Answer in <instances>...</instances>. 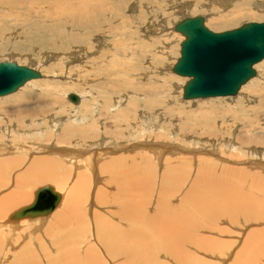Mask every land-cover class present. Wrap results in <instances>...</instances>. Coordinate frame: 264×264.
<instances>
[{
    "label": "rangeland",
    "instance_id": "rangeland-1",
    "mask_svg": "<svg viewBox=\"0 0 264 264\" xmlns=\"http://www.w3.org/2000/svg\"><path fill=\"white\" fill-rule=\"evenodd\" d=\"M13 1L16 4L17 0ZM120 1L110 0L106 13H98V22L93 23L89 28L86 26L84 28L89 30L96 27V25L99 27L100 23L104 21L119 29V33L115 37L96 33L94 30L89 31V34H87L88 32L83 33L82 29L72 26L71 23L63 25L65 20L58 22L59 18L54 11L49 15L47 13L51 0L40 2L45 3L47 6L41 4L42 8L39 9L32 5H21L17 9L0 7V62L16 61L19 64L39 69L44 73V77L52 80L48 84H54L55 89L52 90L51 96H48L56 98L58 95L63 94L65 100L64 104H62L64 111L60 115L63 117L59 124L60 128L57 124L58 128L55 131L51 128L48 130L50 144L44 141L43 138L41 141L39 137L30 135L36 129L44 131L47 128L45 126L22 127L24 134L8 133L14 137L16 135H24L19 140L18 145L13 142L5 143L0 136V144L4 148L9 150L24 148L16 152L15 155L17 156L14 154L9 155L11 158H15L11 162L12 164H17L15 160L22 161L21 167H18V170L14 172V176L20 175L26 170L33 156H41L40 153L36 154V151H33L38 144L44 143L55 147L56 141H52L54 134L57 137L59 136V140L70 136L65 135L64 127L72 124L74 120L72 117H84L82 114H85V111L92 106L89 93H91L90 96L92 98L97 95V105L102 113L100 118L103 119L99 121L100 124L96 123L97 126L93 125L100 130V135L102 136L100 138V147L92 148L90 145H85L83 147L84 150L82 149L84 154L81 153V155L87 157L86 160L80 159L79 162L78 160H72L70 162L72 165L70 163L65 164L66 167L74 168H71L72 174L69 176L70 179H67L66 185L60 186L57 182L48 180L33 186L34 190H36L40 186L49 184L58 192H62L61 194L64 195L63 197L66 201L72 190L71 187L78 186L76 182L79 180V174L87 176L98 171V179H100L96 183L94 180L91 185L88 202H85V205L88 206L87 209L90 211H87L86 218L82 216V222L79 223V225L83 224L82 227L84 229L80 231L78 223L75 222L68 224L75 229L72 231H79L78 239L72 235L71 231L64 228L60 229L59 226L61 224L55 223V217L64 208L65 201L62 207L58 206L55 210L56 212L54 211L51 216L47 217L28 218L23 219L24 221L21 219L15 222L8 221L7 216L9 214L6 218L0 216V221L2 222H0V264H76L74 260L78 261L77 258L80 259L81 263H84L86 255L84 258L83 253L84 251L89 252L90 249L86 248L91 245L98 250V252L94 253L96 259L93 264H264V149L262 150L264 145L260 147L261 152L258 150L254 151L255 147L248 140V132H250L248 130L251 126L254 128H258V125L264 127V64H262L264 60L258 63V66H255L257 75L252 81L250 80L246 83L236 96L185 100L183 91L189 78L180 76L172 71L173 66L180 57L181 43L184 40V36L174 30L176 23L188 16L202 15L205 17L208 27L214 31L222 32L240 27L244 23L252 21L262 22L264 21V0H140L139 4L138 0ZM201 1L205 8H201ZM145 4L150 5L147 7ZM151 4L154 10L152 8L149 10ZM218 4L221 7L225 6L224 8L228 7V14L226 13L228 16L225 18L226 23L221 20L215 21L212 18V13L220 11ZM109 6L114 7L118 11L114 13L118 14V16L110 12ZM208 7L211 9L208 10ZM243 9V15L236 20L229 19L231 18L229 17L230 14L238 13L240 10L243 11ZM118 18H121L122 22L116 21ZM123 21H125V25H123ZM31 25L33 28L29 27ZM54 25L57 31L53 28ZM61 29L73 35L80 34L82 39L79 41L81 43L70 44L67 38L59 35ZM44 38L46 39L44 40ZM117 41H119L118 44L121 42L118 45V47H121L120 50H116L113 46L114 42L116 43ZM88 44L91 45V49H87ZM75 54L79 60L76 59ZM113 58L119 61L126 60L125 62L123 61L126 64H122L124 67L122 73L126 75L119 78L118 81L117 79L113 80L114 78H106L110 74V71L106 72V67L109 68L108 63ZM50 59L54 61H49ZM131 63L133 64L130 65ZM127 65H129V69ZM123 67H120V69ZM117 68L116 70H119ZM132 70L136 71H134L135 75ZM54 72H58L59 75L53 77L52 75H55ZM65 72H70L72 76L68 78L67 76L69 75ZM37 80L40 81L41 79ZM109 81L119 83L118 85L121 86L116 91L112 88L108 89L107 83ZM27 84L23 86L26 88L21 87L16 93H21L22 89H28ZM72 84L75 85L71 87ZM249 85L257 89V91L250 94L248 91ZM44 88L46 91L50 89L49 87ZM32 89L34 91V87H30L29 91H23L33 94V91L30 92ZM258 90L260 94L255 95ZM66 91L77 93L84 100L83 102L80 101L79 109L76 110V106L79 104H74L66 97ZM112 92L115 95L111 96ZM28 93L27 95H29ZM126 96V101L119 105L118 110L124 109L125 113L122 111L117 113V110H112L114 115L112 116L110 107H107L109 105L108 102L111 100L114 105L118 99L125 100ZM107 98L111 99L107 101ZM212 98H219L217 99L218 102L211 103L207 101L208 99L215 100ZM46 100L48 101V97ZM3 104V102H0V106ZM33 106H36V104ZM103 106L105 107L103 108ZM0 115L9 116L10 112L0 107ZM249 115L251 117H247ZM239 118L251 120V125L247 126L240 123L237 121ZM13 119H15V116ZM104 119H106V125L103 124ZM235 121V130L241 131L239 136H237L238 132H233L232 123ZM15 123H20V121ZM107 129H111L112 132ZM0 130L5 131L4 125L0 124ZM77 131L71 133L73 137H79L83 134L89 135L91 134L90 132L98 133L94 129ZM5 133L7 132L5 131ZM59 133H64L61 139ZM233 133H235V136L230 137L229 135ZM225 137H228L226 139L230 143L221 142ZM31 141L36 146H32L29 143ZM79 142L83 145V142L79 139L76 141L78 146H80ZM125 146H129V148H126L127 151ZM20 151H25L27 154H23ZM132 152L140 155L141 157L139 158L142 162H148V165L145 164L147 167L145 168L146 170L150 169L149 176L151 175L152 179L149 176L144 177L141 179V184L138 172L132 170V175L129 176V179L135 190L140 185L144 191L149 192L144 194L143 190H140L141 188L139 189L140 192H138L140 202L143 203V201L148 199L149 205L147 206L149 207L142 206L140 208L141 213L137 212L140 215H136L133 219L128 218L125 227L132 229L142 228L143 230L144 225L147 224L144 217L146 212L154 213V218H157L160 212L157 209L160 210L161 205L166 201L169 205L170 203L173 204L170 209L174 211L163 214L162 216L167 215L168 219L166 222H161L163 219L159 220V226L158 224L156 225L158 221L155 219V225L152 224L153 228L147 229L145 227L144 234L146 238L144 244L131 243L128 239L119 240L118 242L111 241L115 245V255L111 256L112 253L104 248L103 244L101 245L102 242L99 239V235L105 242L110 239L114 232L115 235L113 237H115L117 231L114 225L119 224L120 221H118L116 214L114 215L113 206H116L117 203L114 201L115 198L112 197H115L113 193L115 189L109 187V184L104 181L110 175L102 172V166L107 163L105 159L109 160L113 155L118 156L127 153L130 155ZM1 153L0 159H2ZM94 153L96 154L93 157L92 154ZM31 154L32 156H30ZM105 155L107 157H104ZM180 158H185L187 162L175 169ZM99 159H101L102 163ZM174 169L176 170V176L173 173ZM83 180L84 178H81L80 182L78 181L79 187L85 183ZM145 180H148L149 183L147 182V184ZM15 185L16 179L12 180V183L7 186H9L10 190H13ZM165 186L168 187L164 189ZM227 187L229 190V187H231L232 192H229L226 189ZM6 190H0V196L8 192ZM84 190V198H87L88 189ZM224 190L228 193H224ZM100 191L104 193H100ZM190 191L202 192L209 197L218 196L215 194L219 192L220 194L217 203L213 200L209 204L202 201L205 197L200 196V200L196 197L194 202L191 203L193 205L178 204L180 200L188 196L191 199L196 196L193 193L191 194ZM110 193H113L110 195L112 197H108ZM232 193L242 194V201L238 202L239 199L235 200L237 203L233 201L230 197ZM100 195L104 197L101 202L100 199L102 197ZM228 198H231L232 201ZM244 198L247 200L245 201ZM255 199H259L258 205L251 202L255 201ZM262 201L263 203H261ZM30 203L24 202V204ZM186 208H189V214L184 213ZM16 209H12L9 213L11 214ZM167 209L169 210V207ZM94 213L99 214V216L102 214L108 219L102 222L104 227L107 223L108 235H105L103 230L100 232L98 227L96 228V225H93L92 215L94 216ZM191 215H193L191 220L187 222V218ZM4 221L12 225L8 224L9 226L4 227L2 225ZM89 223L91 226L87 225ZM164 225L166 227H163ZM172 225L175 227L170 228ZM11 226H13V229ZM93 237H96V239H93ZM201 239H203V242ZM250 240L253 241L250 242ZM126 242L130 243V245L126 246ZM133 244L140 247L136 248ZM125 247H128V249H125ZM74 251L76 252L72 255L71 253ZM122 253L128 255L125 258L117 257V255ZM248 255L251 258L249 257L248 259ZM71 257L76 259H70ZM245 258L247 260H244ZM240 259L243 260V263H241Z\"/></svg>",
    "mask_w": 264,
    "mask_h": 264
},
{
    "label": "bare ground",
    "instance_id": "bare-ground-1",
    "mask_svg": "<svg viewBox=\"0 0 264 264\" xmlns=\"http://www.w3.org/2000/svg\"><path fill=\"white\" fill-rule=\"evenodd\" d=\"M46 0H32V1H29V0H17L16 4H14V1L13 0H0V7L1 8H4V9H10V8H14V9H17L19 8L21 5L24 6V5H32L34 6L36 9H39V8H42V5L41 4H45V3H40V2H44ZM110 0H51V4L50 6L48 7V15L53 11L54 13L56 14V16L59 18L58 19V22H60L61 20H65V22L63 21V25H68V24H72V26H76L80 29H82V32L83 33H87L89 34V31L91 30H94L96 31V33H102L106 36H109V35H113V37L117 36L118 33H119V29L116 28V27H113L111 26L110 24H108L107 22H104L102 21L100 24L99 27H94L92 29H89V30H85V26L86 27H90L91 25H93V23H97L98 19H99V16H98V13H106L107 11V5H108V2ZM114 1V0H113ZM117 2H121L120 0H115ZM139 1L138 0V4H139ZM221 1V0H220ZM217 2V1H216ZM31 3V4H30ZM110 3V2H109ZM201 4V8L204 7L205 8V5L202 3V1L200 2ZM223 3V2H222ZM121 5V3H119ZM224 4V3H223ZM228 4V3H227ZM142 5V4H141ZM147 7L148 5L150 4H145ZM230 5V4H228ZM45 6H47L45 4ZM122 6V5H121ZM140 6V5H139ZM207 7V6H206ZM213 7V6H212ZM218 7L220 9V11H218V13H212V18L213 20H221L223 22H225V18H227L228 15H226V13L228 14V7L227 8H224V7H221L219 4H218ZM110 8V12H112L113 14L114 13H117L118 11L116 9H114V7H108ZM121 8V7H120ZM124 8V7H123ZM151 10H154L152 4L151 6L149 7ZM208 10L211 9L210 7L207 8ZM11 11H13V9H11ZM17 11V10H16ZM30 11V10H29ZM20 12V11H19ZM244 13V9L243 11L240 10L238 13H233V14H230L229 18L230 20H236L238 17H240L241 15H243ZM251 13V12H250ZM5 14V13H4ZM97 14V15H96ZM112 14V15H113ZM116 16H118V14H114ZM145 15V14H144ZM17 16V15H16ZM66 17V18H65ZM114 17V16H113ZM189 17V16H188ZM191 17V16H190ZM186 18V17H185ZM47 20H50V19H47ZM136 20V19H135ZM229 20V21H230ZM106 21V20H105ZM116 21H121V18H118ZM137 21V20H136ZM218 21V22H219ZM23 22V21H22ZM180 22V21H179ZM178 22V23H179ZM228 22V21H227ZM252 22H258V21H252ZM264 22V21H262ZM104 23V25H103ZM176 23L175 26H174V30L176 25L178 24ZM226 23V22H225ZM250 23V22H248ZM260 23V22H259ZM103 25V26H102ZM110 25V26H108ZM123 25H125V21H123ZM163 25V24H162ZM242 26V25H241ZM30 28H33L32 25L29 26ZM124 27V26H123ZM122 27V28H123ZM163 27V26H162ZM53 28L57 31L55 25L53 26ZM210 28V27H209ZM239 28V27H237ZM125 29V28H124ZM211 29V28H210ZM235 29V28H234ZM26 30V29H24ZM231 30V29H230ZM73 31V30H72ZM123 31V29H122ZM226 31V30H225ZM178 32V31H177ZM217 32V31H216ZM223 32V31H222ZM86 34V35H87ZM60 36H63L64 38H67L69 40V43L71 44H76V43H81V40L82 37L79 35H73L72 33L70 32H66L64 31L63 29L60 30V33H59ZM85 35V36H86ZM38 36V35H37ZM46 38H44L45 40ZM51 40V39H50ZM48 41V40H47ZM56 41V40H55ZM119 41H117L116 43L114 42V48L117 50H120L121 47H118V45L121 43L118 44ZM49 43V42H48ZM44 44V43H43ZM49 45V44H48ZM51 45V44H50ZM87 49H91V45L88 44L87 45ZM76 55V54H75ZM76 59L79 60L78 56L76 55ZM53 59H50L49 61H52ZM54 61V60H53ZM76 61V60H75ZM126 60H121L119 61L118 59L116 58H113L108 64H109V68L106 67V72L110 71L109 75L106 77L107 79L110 78V79H118L125 76L126 74H123L122 71L124 70V67L122 66V64ZM128 62V61H127ZM131 62V61H130ZM126 64V63H124ZM133 63H131L130 65H132ZM264 64V63H262ZM126 66V65H125ZM258 66V65H257ZM119 68V70H116V68ZM120 67H123L120 69ZM129 67V65H127V68ZM174 67V66H173ZM117 68V69H118ZM126 68V67H125ZM129 69V68H128ZM140 69V68H139ZM102 70V69H101ZM137 70V69H136ZM56 71V70H55ZM58 71V70H57ZM128 71V70H127ZM130 71V70H129ZM133 71V74H134V71L135 70H132ZM173 71V70H172ZM51 72V71H49ZM53 72V71H52ZM136 72V71H135ZM67 75L68 78L72 75H70V72H65ZM128 73H131V72H128ZM44 74V73H43ZM53 74V73H52ZM55 75H52L53 77H57V75H59L58 72H54ZM132 74V73H131ZM135 75V74H134ZM45 76V75H44ZM48 76V75H47ZM51 76V77H52ZM184 77V76H183ZM188 78V77H187ZM171 79V78H170ZM253 79V78H252ZM251 79V81H252ZM34 81L30 80L28 81L26 84H27V88L29 89L30 87H34V91L33 89L30 90L33 91L34 93L31 94V93H28V92H25L23 90H28V89H22L20 92L21 93H16L14 95H11L9 97H3V98H0V102H3L4 104L2 106H0L1 108L3 107V109H6L7 112H10V115L9 116H2L0 115V121L2 125H4L5 127V131L7 133H5L4 130H0V136L1 138L5 141V143H11L13 142L15 145H18L19 144V140L24 136V135H16L15 137L8 134V133H19V134H24V131L21 129L22 127H33L35 125H37L38 127H47L44 131H41L39 129H36L34 132H31L30 135L31 136H37L39 137V139L42 141V138L44 141L46 142H49V134H48V130L51 128V129H54V131L59 127L60 128V123L61 121L63 120L60 115L63 114V111H64V108H62V104H64V97H63V94H60L58 95L56 98H51L49 96H51L50 94L52 93V90L55 89L54 88V84H48L49 82H52L51 79H48L46 77H43L40 81H38L37 79H33ZM32 81V82H31ZM111 81V80H110ZM107 83V86L108 89L109 88H112L114 91L118 90L119 87L121 85H118L119 83H115V82H110ZM35 82V83H34ZM249 82V81H248ZM247 82V83H248ZM254 83V82H253ZM75 84H72L71 87H73ZM114 85V86H112ZM245 85V84H244ZM243 85V86H244ZM106 86V88H107ZM242 86V87H243ZM44 87H49L50 89L46 91V89ZM241 87V88H242ZM23 88H26V87H23ZM247 88V87H246ZM65 90V89H64ZM171 90V89H170ZM246 90V89H245ZM29 91V90H28ZM46 91V92H45ZM109 91V90H108ZM113 91V92H114ZM248 91L250 92V94L254 93L255 91H257V89L253 88L252 86L249 85L248 87ZM111 93V96L115 95V93ZM141 92V91H140ZM27 93L29 95H27ZM74 93V92H73ZM107 93V91H106ZM110 93V91H109ZM184 93V91H183ZM13 94V93H12ZM69 92L66 91L65 95H67L66 97H68L69 99ZM77 94V93H76ZM91 93H89V97H90V100L92 102V106L85 111V114H82V116H84L83 118H76V117H72L74 120L72 121V124L68 125L67 127H64V131L66 132L65 135L68 136L70 135L69 137H66V138H62V133H59L60 135V139L62 138V140H59V136L57 137L56 134H54L52 136V141H56V145L54 147V145L51 147L49 146L48 144H38L34 149L33 151H36V154H41V156H38L35 157L32 159L31 158V163L29 166L26 167V170L23 171L22 173H20V175H17V176H14V172L16 170H18V167H21L22 165V161L21 160H15L17 162V164H12L11 162L13 161V159L15 158H11L9 155H12V154H16V152H18V150H22L24 148H16V149H13V150H9V149H6L4 148L1 144H0V152H2L1 154V158L0 159V190L1 191H5L9 186H7L8 184L10 185V183H12V180H15L16 179V185H15V189L13 190H10V188H8V192H6L5 194L1 195L0 196V216L5 217L6 216L8 217V221H15V222H18V220L20 221L21 219H28V218H37V217H47V216H51L52 213H54V211L56 210V208H58V206H63V202L65 201V198L63 197L64 195H62V198L59 202V204L57 205V207H55L54 210H52L51 212H49V214L47 215H42V216H36V217H22V218H16V219H10V216L16 212L17 210H19L20 208H22L23 206H27L29 204H24V202H33L34 199H35V196H36V190L39 188H37L36 190H34L33 186H35L37 183H41L43 181H48V180H53L55 182H57L60 186H63V185H66L67 184V179H70V174H72V167H66V163H70L72 162V160H79L83 159L86 160L87 157H84L83 155H81V153H83L84 151V146L86 145H90L92 146V148H97L98 146L100 147L101 145V140L100 138L102 137L100 134V130H98V128L96 127V123L97 124H100V120L102 118V113L100 112L99 108H98V100L96 101L97 98V95H95V97H91L90 96ZM95 94V93H94ZM117 94V93H116ZM121 94V93H120ZM137 94V93H136ZM140 94V93H139ZM260 94L259 90L258 92L255 94V95H258ZM49 95V96H48ZM168 95V94H167ZM8 96V95H6ZM88 96V95H87ZM118 96V95H117ZM142 96V95H141ZM236 96V95H235ZM254 96V95H253ZM48 97V101L46 100ZM60 97V98H58ZM120 98V97H119ZM126 98L127 96L125 97V100H117V102L113 105V101L111 103V98H107L106 100H110V102H108V106L107 107H110V110H111V114L112 116L113 115V112L112 110H119V105L122 103V102H125L126 101ZM51 99V100H50ZM80 97V101L83 102L84 100ZM117 99V98H116ZM212 99H215V100H211V99H208L207 101L208 102H211V103H216L218 102L217 99L219 98H212ZM222 99V98H220ZM46 100V102L44 104L43 101ZM186 100V99H185ZM80 101L78 103H74V104H79ZM96 101V102H95ZM34 104H36V106H33ZM81 104V103H80ZM80 104L76 106V110L80 108ZM66 105V104H65ZM46 106V107H45ZM114 106V108H113ZM161 106V105H160ZM75 107V106H73ZM72 107V108H73ZM105 106H103L104 108ZM165 107V106H164ZM12 108V110H11ZM102 108V109H103ZM121 111L123 113L124 112V109L123 110H120L118 111L117 113H121ZM248 112V111H247ZM70 113V112H69ZM80 113V112H79ZM116 113V114H117ZM115 114V115H116ZM127 114V113H126ZM169 114V113H168ZM76 115V113H75ZM81 115V114H80ZM15 116V119H13ZM118 117V115H116ZM122 116V115H121ZM125 116V115H124ZM247 117H251L250 115L247 116ZM104 118V117H103ZM129 118V117H128ZM54 119V120H53ZM39 120V121H37ZM103 120V119H102ZM104 123L106 125V119H104ZM17 121H20V123H15ZM237 121H239L240 123H243V124H246L247 126L251 125V120L249 119H246V118H239L237 119ZM99 122V123H98ZM57 124H58V127H57ZM93 125H96V126H93ZM124 126V125H123ZM232 127H233V132L236 131L235 130V127H236V121L234 123H232ZM242 127V126H241ZM14 130H12V129ZM37 128V127H36ZM96 128H97V131H96ZM110 128V127H109ZM120 128V127H119ZM66 129V130H65ZM93 130L98 132V133H95V132H90L91 134L89 135H81L79 137L77 136H72L74 131H77L79 132V130ZM107 130H110L111 129H107ZM19 131V132H18ZM53 131V132H54ZM63 132V130H61ZM60 131V132H61ZM250 132H248V137L251 142H252V146L255 147L254 151L255 150H258L259 152H261L264 147L262 148V150L260 149L261 146H263L264 144V127H261L260 125H258V128H254L253 126H251L249 128ZM85 132V131H84ZM87 132V131H86ZM102 132V131H101ZM112 132V131H111ZM117 132V131H116ZM121 132V131H120ZM238 132V131H236ZM105 133V132H104ZM88 134V133H86ZM221 134V133H220ZM227 134V133H226ZM229 134V133H228ZM56 135V136H55ZM105 135V134H104ZM219 135V133H218ZM241 135V131L237 133V136ZM55 136V137H54ZM82 136H84L82 138ZM225 136H228V135H225ZM230 137H234L235 136V133H233L232 135H229ZM18 137V138H17ZM57 137V138H56ZM64 137V136H63ZM218 138V136H216ZM215 137V138H216ZM193 138V137H192ZM228 137H225L221 140V142H228L230 143V141L228 139H226ZM238 138V137H236ZM56 139V140H55ZM80 139V141L83 142V145L82 143H80V146H78V144L76 143V141H78ZM239 139V138H238ZM32 140V139H31ZM103 140V139H102ZM107 140V139H106ZM233 140V139H232ZM240 140V139H239ZM90 143H89V142ZM118 141V140H117ZM45 142V143H46ZM245 142V141H244ZM32 144V141L29 142ZM54 143V142H53ZM246 143V142H245ZM50 144V142H49ZM198 144V143H197ZM32 144V146H34ZM129 145V144H128ZM164 145V144H163ZM97 146V147H96ZM154 146V145H152ZM245 146V145H244ZM126 148H129L125 146V149ZM148 148V147H147ZM246 148V147H245ZM248 148V147H247ZM83 149V150H82ZM163 149V148H162ZM183 149V148H182ZM180 149V150H182ZM189 149V148H188ZM250 149V148H249ZM93 150V149H92ZM91 150V151H92ZM175 150V149H173ZM204 150V149H203ZM27 151V150H26ZM30 151V150H29ZM32 151V150H31ZM83 151V152H82ZM127 151V149H126ZM151 151V150H150ZM190 151V150H189ZM21 153L23 154H27L25 153V151H20ZM19 152V153H20ZM113 152V151H112ZM112 152H107V153H112ZM153 152V151H152ZM18 153V154H19ZM97 153V152H96ZM96 153L92 154L95 155ZM169 153V152H168ZM30 154V153H29ZM84 154V153H83ZM101 154V153H99ZM121 154H124V153H121ZM5 155V156H4ZM91 155V154H90ZM112 155V154H111ZM147 155V154H146ZM6 156H9V157H6ZM17 156V155H15ZM21 156V154H20ZM25 156V155H24ZM32 156V154L30 155ZM103 156V155H102ZM149 156V155H148ZM6 157V158H5ZM19 157V156H18ZM28 157V156H27ZM94 157V156H93ZM104 157H107V155H105ZM141 157L140 155H138L137 153L135 152H132L130 155L125 154V155H113L109 158V160H106L107 163H105L103 166H102V172L105 173V174H109L110 177L104 181L107 182V184H109V187L111 188H114L115 189V192L114 195L115 197H112L110 196L111 194L113 193H110L108 197H112V198H115L114 201L116 204V206H113L114 207V215L116 214L117 218H118V221L119 224H115L114 225V228L116 229L117 231V235L115 237H113L115 235V232L110 236V239H108L106 242L104 241V239L99 235V239L100 241L102 242L101 245L103 244L107 250H109L112 254V255H115L114 253V247L115 245L113 244V242H118L119 240L123 241V240H130V242H135V243H139V244H144L145 243V232H144V229L145 227L148 228H153V225L154 222H155V219L158 221L156 222V225L161 221V222H166L167 219H168V216L167 215H164L162 216L163 214H166V213H170V212H173L174 210L170 209V206L173 205L166 201L164 202L161 207H160V210L157 209L159 212L157 218H154L155 217V214L154 213H147L146 211V214L144 215V217L146 218V225H144L143 227V230L142 228L141 229H136V228H128V227H125V224L128 222V218L129 219H133L136 215H140L138 214L137 212H140L141 213V207L144 206V207H149L147 205H149L148 203V199H146L145 201L140 202L139 198H138V192H140V190L142 191L143 189L140 187H138L137 190L134 189L130 179H129V176L132 175V170H135L136 172H138L137 174H139L140 176V183L142 184V180L144 177H147L149 176V173H150V169L149 170H146V165H148V162L147 163H144L141 161V159L139 158ZM5 158V159H4ZM89 158V157H88ZM151 158V157H150ZM25 159V158H24ZM93 159V158H92ZM96 159V158H95ZM143 159V158H142ZM152 159V158H151ZM100 162L102 163L101 159H99ZM21 161V162H19ZM28 161H29V157H28ZM82 161V163H83ZM19 162V163H18ZM74 162V161H73ZM97 162V161H96ZM187 160H185V158H180V160L178 161V163L176 164V167L175 169H178L177 167L180 166L181 164L183 163H186ZM256 162V161H255ZM11 163V164H9ZM81 163V162H80ZM92 163V162H90ZM151 163V162H149ZM262 163V162H261ZM259 163V164H261ZM89 164V163H88ZM100 164V163H98ZM253 164V163H252ZM257 164V163H256ZM255 164V165H256ZM70 165H72L70 163ZM76 165V164H75ZM84 165V164H83ZM87 165V164H86ZM89 165H92V164H89ZM95 165V163H94ZM97 165V164H96ZM185 165V164H184ZM263 164L261 165V168H262ZM78 167V166H77ZM93 167V166H91ZM146 167V168H145ZM258 167V166H257ZM264 167V166H263ZM72 168V169H71ZM90 168V166H89ZM211 168V167H210ZM84 169V168H83ZM173 170V173L174 175L176 176V170ZM96 170V168H95ZM145 170V171H144ZM143 171V172H141ZM77 172V171H76ZM81 172V171H80ZM88 172V171H87ZM92 172V171H91ZM12 173V175H11ZM78 173V172H77ZM84 173V171H83ZM98 173V171H97ZM96 172L95 173H92L90 175H85L84 174H79V180L82 178H84L83 182L85 181V183H83V186L81 185L79 187V184H78V178H77V184L78 186L76 187H71V192H70V195L68 197V199L66 198V201H65V204H64V208L62 209V211H60L59 213H57L56 217H55V223H58V224H61L60 229H66L68 231H71L72 235H74V237L76 236V238L78 239V236H79V231H72V230H75L72 225H68L69 223L71 222H75V223H81L82 222V216L84 218H86L87 216V211L89 209H87V205H85V202H88V198H89V195H90V192H91V185L93 184L94 180H95V183L98 182V174ZM102 173V174H103ZM230 173V172H229ZM76 174V173H74ZM87 174V173H86ZM77 175V174H76ZM223 175V174H221ZM74 176V175H72ZM106 176V175H105ZM215 176V175H214ZM213 176V177H214ZM8 177V178H7ZM151 177V175L149 176ZM229 177V175H228ZM76 178V177H75ZM74 178V179H75ZM94 178V179H93ZM73 179V178H72ZM93 179V180H92ZM152 179V177H151ZM225 179V178H224ZM255 180V179H254ZM103 181V183H104ZM146 181V180H145ZM80 182V181H79ZM149 183V181L147 180L146 183ZM8 183V184H7ZM147 183V184H148ZM7 184V185H6ZM105 183V185H107ZM233 184V183H232ZM6 185V186H5ZM46 185H49V184H46ZM97 185V184H96ZM152 185V184H151ZM40 186V185H39ZM44 186V185H43ZM41 187V186H40ZM168 187V186H167ZM166 186L164 187L167 188ZM54 188V187H53ZM88 189L87 190V198H84V189ZM141 188V189H140ZM145 188V187H144ZM151 188V187H150ZM230 190L228 189V187L226 188L227 190H229V192L231 190V187H229ZM140 189V190H139ZM163 189V190H164ZM6 190V191H7ZM55 191H57L55 188H54ZM101 190V189H100ZM107 190V189H106ZM61 191V190H60ZM105 191V190H104ZM238 191V190H237ZM104 193L103 191H100V193ZM106 192V191H105ZM108 192V190H107ZM145 190H143V193L144 194H147L149 192H147ZM191 192V191H190ZM235 192V191H233ZM62 193V192H61ZM99 193V194H100ZM142 193V192H141ZM140 193V195H141ZM142 193V194H143ZM195 194L196 196H194L192 199L188 197L184 198L183 200H180V202L178 204H181V203H186L188 204V206L190 205H193L191 203L194 202V200L196 199H199L200 196H203L205 197V199H203L202 201H205V202H208L209 204H211V201L215 200L216 203H217V200H218V196L220 194L217 193L215 195H218V196H207L206 194L202 193V192H191V194ZM224 193H228L226 190H224ZM238 193V192H237ZM33 194V195H32ZM102 195V194H101ZM100 195V196H101ZM105 196V195H104ZM187 196V195H186ZM221 196V195H220ZM99 197V196H98ZM102 197V196H101ZM148 197H149V194H148ZM233 201L235 200H238V202L241 200V198H243V195L242 194H236V193H232L231 196H230ZM64 198V200H63ZM104 197H102L100 199V202L103 200ZM141 198V196H140ZM167 198V197H166ZM231 198H228L229 200H231ZM164 199V198H163ZM200 200V199H199ZM220 200V199H219ZM245 200V198H244ZM247 200V199H246ZM245 200V201H246ZM259 200V199H258ZM257 199H255V201H251L252 203H254L255 205H258L259 204V201ZM110 201V200H109ZM112 201V200H111ZM113 201V202H114ZM232 201V200H231ZM242 201V200H241ZM236 202V201H235ZM250 202V204H251ZM30 203V204H31ZM61 203V205H60ZM97 203V202H96ZM221 203V202H220ZM237 203V202H236ZM263 203V201L261 202ZM22 204V206H21ZM87 204V203H86ZM249 204V203H248ZM249 204V205H250ZM231 205V204H229ZM21 206L20 208L16 209L17 207ZM92 206V205H91ZM187 206V207H188ZM167 207H169V210L167 209ZM249 208V207H248ZM12 209H16L14 210L13 212H11V214L9 213ZM61 209V208H60ZM146 210V209H145ZM59 211V210H58ZM90 211V210H89ZM149 211V210H147ZM157 211V212H158ZM189 208H186L185 209V214H189ZM56 212V211H55ZM92 212V211H91ZM90 213V212H89ZM143 213V211H142ZM92 214V213H91ZM184 214V216H185ZM54 215V216H55ZM194 215V214H193ZM191 215L189 218H187V222L189 220H191V217L193 216ZM89 217V216H88ZM194 218V217H193ZM47 219V218H46ZM90 219V218H89ZM92 221L94 222L93 225H96V228L98 227L99 231L102 232L103 230V233L105 235H108L109 234V229L107 227V223L104 227V224L102 222L104 221H107L108 219L106 217H104V215L101 214V216H99V214H95L94 213V216L92 215ZM1 220V219H0ZM160 220V221H159ZM185 220V221H186ZM24 221V220H23ZM131 221V220H129ZM1 222V221H0ZM27 223V221H25ZM89 222V220H88ZM2 223V222H1ZM21 223H24V222H21ZM142 223V222H141ZM5 224V225H4ZM7 221L5 223V221L3 222V226H9ZM19 224V223H18ZM153 224V225H152ZM189 224V223H188ZM12 225V224H10ZM16 225V224H15ZM14 225V226H15ZM20 225V224H19ZM83 225V224H82ZM82 225H79V230H83L84 228L82 227ZM88 226H91V224H87ZM21 226V225H20ZM81 226V227H80ZM159 226V224H158ZM2 227V226H1ZM12 229H13V226H11ZM10 227V228H11ZM155 227V226H154ZM157 227V226H156ZM161 227V225H160ZM163 227H166L165 225ZM175 226L172 225V227L170 228H173ZM7 228V227H6ZM21 228V227H20ZM54 228V227H53ZM188 228V227H187ZM10 229V230H12ZM15 230V229H14ZM22 230V229H20ZM55 231V230H54ZM152 231V230H151ZM8 232V231H7ZM11 232V231H10ZM9 232V233H10ZM14 232V231H13ZM12 232V233H13ZM95 232V230H94ZM257 232V231H256ZM255 235V233H253ZM260 234V233H259ZM52 235V234H51ZM95 235V233H94ZM56 236V235H55ZM93 236V235H92ZM147 236V235H146ZM256 238V237H255ZM93 239H96V237H93ZM203 239H201L202 241ZM254 240V239H253ZM253 240H250L253 241ZM98 241V240H96ZM111 241H113L111 243ZM149 241V240H148ZM203 242V241H202ZM83 245V243H82ZM126 246H129L130 243L126 242L125 243ZM134 245V244H133ZM136 246V248H139L140 246L138 245H134ZM247 246V245H246ZM250 246V245H249ZM81 247V246H80ZM88 247V246H87ZM251 247V246H250ZM34 248V247H33ZM135 248V249H136ZM86 249H90L89 252H85L83 253L84 255V258H85V255H86V258H85V262L84 263H81L80 262V259L77 258L78 261L74 260V262H76V264H93V262L95 261L96 259V256H94V253L98 252V250L93 246H89L88 248ZM85 249V250H86ZM125 249H128V247H125ZM213 249V248H212ZM81 250V248H80ZM84 250V249H83ZM105 250V249H103ZM245 251V249H244ZM76 251H74L73 253H71L72 255H74ZM109 252V253H110ZM126 252V251H125ZM150 252V251H149ZM246 252V251H245ZM244 252V254H245ZM70 254V253H69ZM68 254V256H69ZM70 254V255H71ZM78 254V253H77ZM82 254V253H81ZM80 254V255H81ZM22 255V254H21ZM128 255V254H127ZM127 255H124V253L122 254H119L117 255V257H126ZM67 256V255H66ZM76 256V255H75ZM78 256V255H77ZM247 256V255H246ZM252 256V255H251ZM64 257V256H63ZM83 257V256H81ZM104 257V256H103ZM241 257V256H239ZM250 255H248V259H249ZM21 258V256H20ZM74 258V257H73ZM72 257L70 259H73ZM251 258V257H250ZM64 259V258H63ZM76 259V258H74ZM242 259V257H241ZM240 259V260H241ZM239 260V259H237ZM244 260H247L246 258ZM69 261H72V260H69ZM242 261V262H241ZM240 262L243 263V260H241ZM66 262V261H65ZM67 262H68V259H67ZM245 262V261H244ZM251 262V261H250ZM19 263V262H18ZM72 263V262H71ZM128 263V262H127ZM70 264V263H69Z\"/></svg>",
    "mask_w": 264,
    "mask_h": 264
},
{
    "label": "water",
    "instance_id": "water-1",
    "mask_svg": "<svg viewBox=\"0 0 264 264\" xmlns=\"http://www.w3.org/2000/svg\"><path fill=\"white\" fill-rule=\"evenodd\" d=\"M184 36L180 57L172 68L188 77L186 100L235 96L257 75L255 66L264 60V22L244 23L239 28L216 32L202 15L183 18L175 27ZM43 73L16 61L0 62V97L17 92L28 81L42 79ZM69 100L80 101L76 93ZM62 195L53 186L36 190L34 201L14 212L10 219L47 215L59 204Z\"/></svg>",
    "mask_w": 264,
    "mask_h": 264
}]
</instances>
